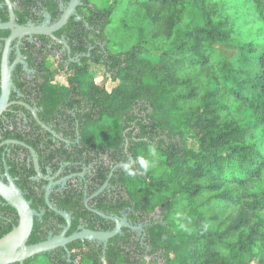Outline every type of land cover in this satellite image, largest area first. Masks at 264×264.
Wrapping results in <instances>:
<instances>
[{"label":"trees","instance_id":"trees-1","mask_svg":"<svg viewBox=\"0 0 264 264\" xmlns=\"http://www.w3.org/2000/svg\"><path fill=\"white\" fill-rule=\"evenodd\" d=\"M42 2L57 11L56 0ZM20 4L25 23L36 2ZM79 10L91 28L74 22L70 46L95 49L71 67L70 87L49 79L39 87L40 118L61 117L55 114L71 95L82 97L91 109L77 114L81 159L92 165L88 194L126 164L113 171V189L95 207L130 211L134 225L146 223L145 246L124 229L111 240L106 262L82 241L68 245L71 263L64 248L42 255L49 264H264V0H129L107 8L85 0ZM116 14L127 45L107 34ZM41 70L55 77L64 68L47 58ZM36 130L29 142L45 164L56 156H48L41 127ZM8 165L17 176V163L8 159ZM52 217L58 216L46 212L43 220ZM41 221L35 218L31 245L60 231ZM17 223L16 211L0 204V238Z\"/></svg>","mask_w":264,"mask_h":264},{"label":"flooded vegetation","instance_id":"flooded-vegetation-1","mask_svg":"<svg viewBox=\"0 0 264 264\" xmlns=\"http://www.w3.org/2000/svg\"><path fill=\"white\" fill-rule=\"evenodd\" d=\"M70 1L71 0H56L58 3L57 11L51 14V12L46 9L42 0H35L36 4L33 7L30 6L28 15L25 16L26 22L21 23L20 15L23 11L20 0H0V23H8L11 19V14H13L14 23L16 25L27 26L32 24L34 26L46 25L50 27L60 20L64 11L68 8ZM84 6L85 0H81V4L76 8L75 14L70 17L68 23L60 30L53 33L58 41H62L65 44L58 42L51 36L32 35L16 38L10 45L8 65L9 68L12 69L11 80L13 82V87L9 95L8 106L0 117V177L7 183L6 174L8 173L12 177L8 159L13 163H17L20 171L17 173V176L12 177V179L22 190L25 198L29 196V198L26 199L31 202V207H33L32 205L36 202L40 208L39 218L42 219L41 222L43 225L52 226L59 224L60 231L57 235L62 234L68 223L60 214L54 211V208L70 217L71 227L66 236L78 233L82 229L106 232V230H101L104 226L113 227V230L116 224L112 219L116 218L118 221L124 219L131 226L138 228L137 230L124 228L136 234L134 242L139 241L142 246H145L146 223L137 222L134 225L129 216L130 211H121L117 214L110 209H106L104 210L105 212H103L95 207L102 203L101 199H106V195L98 199L106 189L109 188L108 192L109 194L111 193L113 187L110 188V180L113 177V171L116 170L117 165L115 168L113 167V171H111L108 176L109 179L103 184L104 186L108 183L107 188L95 197H93V195L103 186L97 192L91 195L88 194L89 186L92 182L90 179L93 174L90 172L92 165L86 168L81 159L80 152L84 145L80 138V123L77 114H83L85 111H90L91 109L86 106L82 97L76 94L71 95L64 102V107H59V111L55 114L58 116L63 113L61 117H51L49 122H43L40 118V115L43 114L45 110L41 107V98L38 95L39 87L43 85L46 79L53 80L52 82L55 84L70 87L69 82L70 79H73V76L69 75L68 72L71 70V67L76 63L80 64L81 59L85 56L90 58L92 56V51L95 49L94 46L90 45L87 48V53H84L80 52L81 49L79 45L73 43L72 46H70V42L74 40L72 38L74 36V32L72 31L74 22H82L85 24L86 29L91 28L89 27V23L85 20V15L81 14L79 10L80 7ZM76 34H78V39L83 38V30L81 28H77ZM10 36L11 30H0V99L2 96V59L6 49V41ZM96 43L97 45L100 44V42ZM47 58L51 61L54 68L63 67L64 70H62L61 73L64 74L56 75L55 77L44 74L41 68L44 66ZM61 78L65 80L66 85L59 83ZM66 93L67 92H65V94ZM61 94L64 95V92H61ZM68 115L72 117L71 122L68 120ZM36 125H39L43 132L41 133L43 135L42 145L48 153V156L50 157L53 154L56 156L53 160L45 161V164H41V158H39L37 151L29 142L30 140H35L33 137L38 136ZM41 125H45L47 129L43 128ZM55 127H58L60 131L57 132ZM8 131H11V134H7L6 132ZM129 131L130 129H127L126 133ZM26 134L29 136H26ZM8 141L24 143L32 148L36 154L37 166L34 156L28 148L20 144L7 143ZM124 153L130 157L128 155V147H126ZM71 154H75L76 156H71ZM102 159L107 166H113V162L109 161L106 155L102 156ZM111 174L112 176H110ZM17 182L20 183V186ZM50 185H52V187L49 194V203L52 208L46 201L47 188ZM23 188L25 189L23 190ZM109 197L110 195H107V198ZM95 199L98 200L95 201ZM0 204L4 208L8 206L2 198ZM61 205L65 206L66 209H60L59 207ZM93 210L102 213L106 217H101ZM46 212H53L58 217H52L46 222L43 220V216ZM61 221H63L62 224H60ZM74 226L76 227L75 230L71 231ZM51 235L56 236L52 232H49L48 238ZM112 239L107 243L88 240L82 242H89L91 244L90 246L94 247L97 252L101 250L100 258L102 261L106 262L107 249ZM85 247L84 244V248ZM147 250L146 254H148L150 248L148 247ZM72 253L73 252L70 251V257ZM70 257L66 251L63 258H66L68 263H71L72 260H70ZM135 259L137 260L138 258L135 257ZM73 264H76V261H73Z\"/></svg>","mask_w":264,"mask_h":264},{"label":"water","instance_id":"water-1","mask_svg":"<svg viewBox=\"0 0 264 264\" xmlns=\"http://www.w3.org/2000/svg\"><path fill=\"white\" fill-rule=\"evenodd\" d=\"M81 4V0H71L68 8L64 11L60 20L54 25L47 27L46 25L34 26L29 24L27 26H20L14 23V16L11 14V19L8 23L1 24L0 30H11V36L6 41V49L2 59V69H1V82H2V96L0 99V117L8 106V99L13 87V82L11 80L12 69L9 68V50L11 43L16 38H22L24 36L32 35H47L51 36L53 39L57 40L53 33L64 27L70 17L75 14L76 8ZM58 41V40H57ZM63 43L62 41H58ZM65 44V43H63ZM40 123V121H39ZM41 124V123H40ZM43 128L47 129L45 125H41ZM7 143L20 144L28 148L34 156L35 164L37 166V158L35 151L17 141H8ZM128 146V142L127 145ZM131 166L135 164L133 158H130ZM126 164H119L116 167H125ZM38 170V167H37ZM7 183L0 177V197L5 201V203L12 207L18 215V223L13 229L0 238V264H25L29 259H32L38 255L46 254L52 252L59 248H64L68 256L70 257V251L67 245L77 242V241H98L107 243L110 239L122 234L124 228H129L132 230H137L138 228L131 226L126 222V220L118 221L116 218L112 219L115 222V228L112 231L100 232L92 231L88 229H82L78 233H74L71 236H66L67 232L71 227L70 217L54 208V211L60 214L68 223L67 227L64 229L62 234L53 236L51 235L46 241L29 244V239L32 235L34 229L35 218L40 216V213L31 207V202L28 201L22 190L15 184L12 177L7 173ZM112 176V174L110 175ZM108 186L106 183L93 197L98 196L103 192ZM52 185L47 188V198L46 201L49 206V194ZM95 213L99 214L101 217H106L102 213L93 210Z\"/></svg>","mask_w":264,"mask_h":264},{"label":"rangeland","instance_id":"rangeland-1","mask_svg":"<svg viewBox=\"0 0 264 264\" xmlns=\"http://www.w3.org/2000/svg\"><path fill=\"white\" fill-rule=\"evenodd\" d=\"M94 4H96L98 7L100 8H107L109 4H113L114 2H125L127 3L129 0H91ZM122 15L120 14H116L113 17V23L111 26H109L108 30H107V34L109 37H111L114 42L118 45L122 44V45H127L129 40H128V32L121 28L120 26V20ZM64 74V73H62ZM60 74V75H62ZM102 75L99 76L98 83H100L101 85H103L104 83H102L103 80ZM61 84L66 85V82L63 78H61L59 80ZM148 261V260H147ZM80 260H76V264H79ZM50 262H48V260H46V257H44L43 255H39L35 260H33L31 262V264H49Z\"/></svg>","mask_w":264,"mask_h":264}]
</instances>
